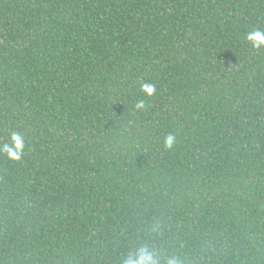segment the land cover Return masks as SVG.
Here are the masks:
<instances>
[{
  "label": "trees",
  "instance_id": "1",
  "mask_svg": "<svg viewBox=\"0 0 264 264\" xmlns=\"http://www.w3.org/2000/svg\"><path fill=\"white\" fill-rule=\"evenodd\" d=\"M256 32L264 0H0V264H264Z\"/></svg>",
  "mask_w": 264,
  "mask_h": 264
},
{
  "label": "clouds",
  "instance_id": "2",
  "mask_svg": "<svg viewBox=\"0 0 264 264\" xmlns=\"http://www.w3.org/2000/svg\"><path fill=\"white\" fill-rule=\"evenodd\" d=\"M248 38L254 42L256 47H259L260 45L264 44V33H260V32L250 33ZM145 90L149 93L153 92L152 87L146 86ZM14 139L16 140L18 149L22 150L23 148L22 141L19 138H14ZM173 143H174V137L169 136L166 140V146L170 148L172 147ZM128 264H152V258L150 256L141 257L136 261L130 260ZM173 264H175V262H173Z\"/></svg>",
  "mask_w": 264,
  "mask_h": 264
}]
</instances>
